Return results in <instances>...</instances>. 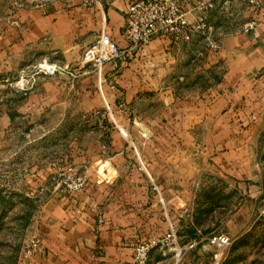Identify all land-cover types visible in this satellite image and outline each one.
Listing matches in <instances>:
<instances>
[{
	"label": "crops",
	"instance_id": "obj_1",
	"mask_svg": "<svg viewBox=\"0 0 264 264\" xmlns=\"http://www.w3.org/2000/svg\"><path fill=\"white\" fill-rule=\"evenodd\" d=\"M130 1L103 0L102 7L88 8L81 0H50L42 11L28 10L18 28L8 25L0 37V69L14 50L75 62L103 29L125 47ZM228 8L234 18L216 24L214 49L199 50L193 23L189 39L156 37L124 61L79 72L91 75L92 101L101 110L92 117L106 133L94 141L89 160L74 165L86 175L83 191L67 193L57 179L50 184L49 227L33 261L42 252L41 264H130L132 243L167 228L150 179L161 185L174 211H181L183 205L190 210L183 195L197 188L203 173L238 178L258 170L253 146L264 121V0H215L210 15L220 9L221 18ZM242 11L246 19L238 24ZM190 47L199 63L189 69L203 77L188 82L184 51ZM67 89L58 86L56 103L46 96L36 103L56 105L66 116L79 100L67 98ZM139 158L146 172L138 169ZM188 222H180L182 235L191 229ZM192 251L200 256L196 264L211 263L208 252ZM161 256L153 250L147 264H170L171 257Z\"/></svg>",
	"mask_w": 264,
	"mask_h": 264
},
{
	"label": "rangeland",
	"instance_id": "obj_2",
	"mask_svg": "<svg viewBox=\"0 0 264 264\" xmlns=\"http://www.w3.org/2000/svg\"><path fill=\"white\" fill-rule=\"evenodd\" d=\"M48 1L0 0L2 34L12 18H20L32 9L42 11L40 5ZM231 9H225L221 18L218 17L220 9L212 16L209 11L207 19L212 26V37L217 23L234 18ZM236 16L238 24L245 22L243 11ZM195 33L194 37L201 41L198 48L204 51L208 48L205 35L199 30ZM87 47L72 63L47 59L70 67L72 74L43 75L36 69L41 59L30 56V51L14 50L12 59H8L10 55L3 57L0 69V264H41L43 253L40 252L38 261H33L34 253H30V248L33 242H37L34 250L40 248L49 227L46 215L49 186L63 167L89 160L94 141L106 133L92 117L96 108L91 96V75L79 73L84 68L95 67L91 57L86 55ZM191 48L184 51L189 72L183 81L188 82L203 77L189 69V64L199 63ZM60 84L70 88L67 98H75V95L79 98L66 116L56 105L46 107L36 103L40 96L52 98L51 103H56L62 93L57 90ZM74 87H77L76 93ZM253 158L259 162L255 173L244 172L242 177L235 178L208 171L203 173L195 190L190 191L189 187V192L183 195L202 235L222 231L230 234L231 243L224 250L221 264H264V219L255 217L257 207L264 205V121L253 146ZM149 236L157 235L151 232ZM161 257L170 256L162 254ZM198 257L196 251L188 252L182 264L189 260L196 263ZM173 262L171 258L170 264Z\"/></svg>",
	"mask_w": 264,
	"mask_h": 264
},
{
	"label": "built area",
	"instance_id": "obj_3",
	"mask_svg": "<svg viewBox=\"0 0 264 264\" xmlns=\"http://www.w3.org/2000/svg\"><path fill=\"white\" fill-rule=\"evenodd\" d=\"M258 4V0H250ZM103 0H81L84 7H102ZM47 3L40 5L42 10ZM37 6V5H36ZM215 6V0H131L124 11V25L122 37L126 46L122 47L104 29L98 37L86 48V55L90 56L95 67L103 64H116L129 58L134 50L142 49L156 37L171 38L174 40L189 39V28L193 27L205 35V40L210 48H216L217 44L212 34V26L208 23V13ZM193 16V21L190 20ZM9 26L18 28V18H12ZM253 22H248L246 28H252ZM4 27L0 26V36ZM36 69L43 75L72 74L70 67L59 63L42 59L37 63ZM108 110V107H107ZM109 111V110H108ZM100 109H95L93 115H99ZM111 118H109L110 120ZM111 123L112 119L110 120ZM138 169L146 172L140 158ZM150 178V177H149ZM59 186L67 193H79L86 188L87 179L84 172L74 165H68L61 169L57 177ZM197 182L195 186L197 187ZM150 188L153 192L154 203L161 211L167 223L166 230L157 236L146 240H138L131 244L132 259L130 264H147L149 254L158 250L164 255L173 258L174 264H182L184 257L198 247L211 253L210 264H221L224 250L231 243V236L227 232H213L202 235L191 219V211L181 206V211H174L166 200L164 191L159 183L150 179ZM175 212L174 215L171 213ZM256 218L264 219V205L256 210ZM187 219L188 227L195 229V236L181 234L180 222ZM37 246L33 242L30 248L32 253ZM186 264H196L188 261Z\"/></svg>",
	"mask_w": 264,
	"mask_h": 264
},
{
	"label": "trees",
	"instance_id": "obj_4",
	"mask_svg": "<svg viewBox=\"0 0 264 264\" xmlns=\"http://www.w3.org/2000/svg\"><path fill=\"white\" fill-rule=\"evenodd\" d=\"M193 223H194V221H193ZM195 232H196L195 229L191 228V229H189L187 234H188L189 237H193V236H195Z\"/></svg>",
	"mask_w": 264,
	"mask_h": 264
}]
</instances>
